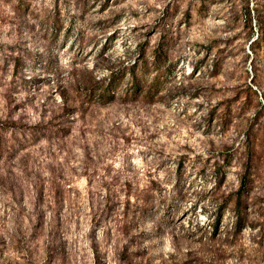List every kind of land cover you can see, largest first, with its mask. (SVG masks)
<instances>
[{"label":"rangeland","instance_id":"1","mask_svg":"<svg viewBox=\"0 0 264 264\" xmlns=\"http://www.w3.org/2000/svg\"><path fill=\"white\" fill-rule=\"evenodd\" d=\"M0 128V264H264V0H0Z\"/></svg>","mask_w":264,"mask_h":264},{"label":"trees","instance_id":"2","mask_svg":"<svg viewBox=\"0 0 264 264\" xmlns=\"http://www.w3.org/2000/svg\"><path fill=\"white\" fill-rule=\"evenodd\" d=\"M260 38H261V37H260ZM257 39H259V33H257V35H256L255 38L251 41V43L254 42V41L257 40ZM102 96H104V95H102ZM1 128H2V127H1ZM1 128H0V129H1Z\"/></svg>","mask_w":264,"mask_h":264}]
</instances>
